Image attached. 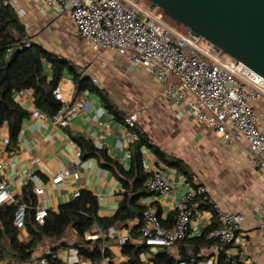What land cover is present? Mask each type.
Wrapping results in <instances>:
<instances>
[{"label":"crops","instance_id":"obj_1","mask_svg":"<svg viewBox=\"0 0 264 264\" xmlns=\"http://www.w3.org/2000/svg\"><path fill=\"white\" fill-rule=\"evenodd\" d=\"M3 5L15 10L25 26L26 40L42 44L71 60L76 70L82 76L91 77L120 112L119 116L112 113L97 92L85 90L77 93L73 75L68 69L64 71L58 88L66 101L85 99L87 108L72 118L67 126L34 115L37 108L33 90L17 92L15 100L30 115L23 120L15 143L11 142L8 124L0 125V180L8 181L16 200H23L24 189L30 185L35 198L33 208L45 207L49 212L58 213L62 205L76 198V191L87 190L98 199L99 216H114L125 195L118 175L120 168L129 171L132 165L131 144L127 139L129 129L124 119L138 111L137 124L150 135L152 143L159 146L167 158L182 160L192 176L190 178L162 161L151 148L144 147V162L150 166L148 172L160 171L174 184L170 195L150 193L140 202L156 208L163 225L166 221L168 225L165 226L172 227L177 203L197 186L193 175L199 177L212 199L209 207L203 208L201 216L191 219L185 239L170 248L148 246L141 254L142 264H154V256L166 250L176 259L182 256L190 258L186 260L188 264H221L223 251L220 243L210 238L209 233L204 244L199 242L206 229L213 224L220 225L214 203L223 210L244 215L235 250L240 258H252L258 264H264V168L256 162L257 157L247 139L226 142L195 117L192 98L177 100L168 97L164 86L152 73L133 66L128 56L83 39L70 19L62 17L43 0H18L12 5H5L4 0H0V10ZM12 34L18 37L15 30ZM53 34L71 39L72 49H54ZM46 68L51 79L53 68L50 64ZM255 107L263 109L261 102H257ZM86 143L95 148L90 155L85 151ZM66 169L77 170L79 178L71 172L61 182L54 183L53 178ZM41 183L45 191L36 194L34 188ZM23 204L30 206L28 201H23ZM139 224L140 220L136 218L109 229H114V233L106 234L113 257L111 260L105 258L101 264L128 261L122 252V238L130 237L132 228ZM103 234L95 225L86 233L85 240H95ZM18 238L23 242L31 240L26 227L19 229ZM75 240L76 233L71 231L69 243L58 251L59 258L68 264H94L89 257L79 253L73 245ZM132 240L144 243L142 235ZM57 241L67 242L66 239ZM3 243L9 247L8 238H4ZM51 248L46 252L51 253ZM2 260L11 262L8 258L0 259V262Z\"/></svg>","mask_w":264,"mask_h":264},{"label":"built area","instance_id":"obj_2","mask_svg":"<svg viewBox=\"0 0 264 264\" xmlns=\"http://www.w3.org/2000/svg\"><path fill=\"white\" fill-rule=\"evenodd\" d=\"M55 8L62 17L70 19L79 35L88 42L104 49L113 50L128 56L131 64L148 70L158 83L165 88L168 97L182 100L192 98V110L195 117L211 128L226 142L248 140L257 163L264 168V78L254 73L235 59L225 61L221 58L222 50L204 37H175L173 30L165 25L153 12L147 11L138 1L133 0H43ZM18 0H4L5 5H12ZM27 46L31 40L25 41ZM55 96L63 103L60 110L52 117L35 110L34 115L49 118L55 124L67 126L70 120L87 108L83 98L66 101L60 89ZM261 102L263 109L255 107ZM140 112L128 115L124 122L128 127L127 139L130 144L138 140L133 131L139 120ZM144 168L150 166L144 162ZM73 172L79 178L77 170H62L54 178V183L61 182ZM31 177V174H28ZM197 186L187 192L177 203V215L172 227L163 225L158 211L148 206L144 211L141 235L146 245L152 247H172L177 241L188 235L191 219L203 213L202 204L211 203L207 188L193 175ZM174 181L162 172H154L146 181L149 192L170 195ZM36 194L45 191L44 184L34 188ZM81 191L75 192V197ZM16 196L8 181L0 180V205L16 204ZM219 220V226L210 231L209 237L217 240L223 251L221 264H258L252 258H240L235 250V242L244 222L242 213L223 210L213 204ZM28 206L21 204L14 215V225L26 227ZM49 210L38 207L35 219L44 223ZM114 233L111 229L101 235L105 238ZM107 234V235H106ZM100 237V236H99ZM98 237H95L97 239ZM128 237H123L126 242ZM0 264H9L2 260ZM31 264H50L43 254L35 249ZM179 264H188L181 260Z\"/></svg>","mask_w":264,"mask_h":264},{"label":"trees","instance_id":"obj_3","mask_svg":"<svg viewBox=\"0 0 264 264\" xmlns=\"http://www.w3.org/2000/svg\"><path fill=\"white\" fill-rule=\"evenodd\" d=\"M12 30L18 33V37L12 34ZM25 41L24 24L13 7L3 5L0 10V125L5 122L8 124L11 142L17 141L22 122L30 115L29 111L15 100V94L27 89L33 90L37 110L52 117L63 105L62 101L55 96L54 91L66 69L73 75L77 93L85 90L97 92L109 110L116 116L120 115L107 95L93 83L92 78L82 76L71 60L34 41H31V45L27 46ZM17 49L19 52L12 59ZM48 64L53 68L51 79L48 77L46 68ZM133 131L137 134L138 140L131 144L132 165L130 170L125 171L120 168L118 174L124 185L125 195L114 216H99L97 197L91 191L84 190L73 201L62 205L58 213L50 211L44 223L41 224L35 219L36 210L33 208L35 198L31 186L28 185L24 189L23 200H16V204L0 205V259L8 258L11 261L10 264H30L35 249L41 246L46 239L61 241L68 233L74 231L76 241L73 245L79 249L81 255L89 257L94 264H101L105 258L111 260L113 253L107 245L108 237H98L95 240L86 241L85 235L95 225L99 226L103 233H108L110 228H116L129 220L138 218L141 221L148 206L143 205L140 200L142 197L152 194L145 186L152 173L144 168L143 148H151L162 161L189 175L184 162L179 159L167 158L161 148L152 143L150 135L138 124ZM85 151L88 152L87 155H90L95 151V148L90 143H86ZM110 167L113 168V166ZM189 177L192 178L191 174ZM23 201H28L30 205L26 217V228L31 236L29 242L19 240V228L14 225L15 211L19 205L23 204ZM208 207V203L201 205L202 209ZM158 215L160 216L159 213ZM164 224L166 225L167 222L164 221ZM217 227V224H213L205 230L202 238L199 239L201 241H197L204 244L208 233ZM140 236L141 224L132 228L131 236L122 245V252L128 257V261L122 264L143 263L141 254L147 250L148 245L132 240ZM4 238L9 239V247L4 245ZM207 242L209 243V241ZM67 244L68 242L62 241L52 246L51 253L46 252L43 255L49 259L50 264H68L58 256V251ZM181 260L189 261L190 258L182 256L181 259H176L167 250L159 252L153 258L154 264H179Z\"/></svg>","mask_w":264,"mask_h":264},{"label":"water","instance_id":"obj_4","mask_svg":"<svg viewBox=\"0 0 264 264\" xmlns=\"http://www.w3.org/2000/svg\"><path fill=\"white\" fill-rule=\"evenodd\" d=\"M150 1L191 35L208 39L264 78V0Z\"/></svg>","mask_w":264,"mask_h":264},{"label":"rangeland","instance_id":"obj_5","mask_svg":"<svg viewBox=\"0 0 264 264\" xmlns=\"http://www.w3.org/2000/svg\"><path fill=\"white\" fill-rule=\"evenodd\" d=\"M133 1H138L140 5L142 6V8H144L147 11L153 12L157 18H159L165 25H167L173 30V32L175 33V37L182 38V37H187L189 35L190 33L189 28H187L186 26L182 24H178L176 21L172 20L170 17H167L164 14L163 10L160 9L157 5H155L150 0H133ZM52 37H53L52 43H54L52 45L54 49L63 48V50H68V51L72 49L73 45H72L71 39L67 37L64 39L63 36H60V35L57 36L56 34H53ZM50 49H53V48L50 47ZM221 58L225 61H229L230 59H232L225 52H222ZM70 238H71V233L70 234L68 233L64 239H66L67 242L69 243ZM59 243H60L59 241L54 240V239L53 240L46 239L45 242L41 246L38 247V254L42 255L46 253V250L48 248L52 247L53 245L59 244Z\"/></svg>","mask_w":264,"mask_h":264}]
</instances>
